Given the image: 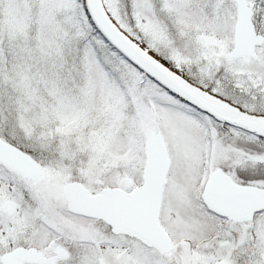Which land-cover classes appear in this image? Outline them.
Segmentation results:
<instances>
[{
    "label": "snow or ice",
    "instance_id": "obj_1",
    "mask_svg": "<svg viewBox=\"0 0 264 264\" xmlns=\"http://www.w3.org/2000/svg\"><path fill=\"white\" fill-rule=\"evenodd\" d=\"M0 264H264V0H0Z\"/></svg>",
    "mask_w": 264,
    "mask_h": 264
}]
</instances>
